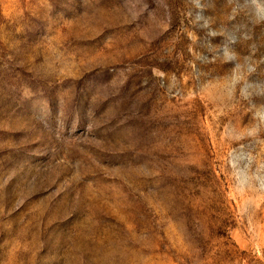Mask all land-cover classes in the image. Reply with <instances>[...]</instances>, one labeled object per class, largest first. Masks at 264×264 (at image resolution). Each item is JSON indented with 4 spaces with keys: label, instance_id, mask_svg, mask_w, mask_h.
Wrapping results in <instances>:
<instances>
[{
    "label": "rangeland",
    "instance_id": "1",
    "mask_svg": "<svg viewBox=\"0 0 264 264\" xmlns=\"http://www.w3.org/2000/svg\"><path fill=\"white\" fill-rule=\"evenodd\" d=\"M0 264H264V0H0Z\"/></svg>",
    "mask_w": 264,
    "mask_h": 264
}]
</instances>
